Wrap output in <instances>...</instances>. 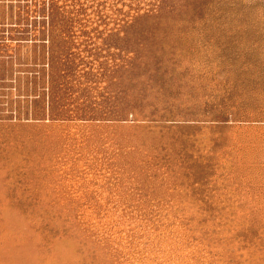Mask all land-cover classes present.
<instances>
[{"label":"rangeland","instance_id":"374dc122","mask_svg":"<svg viewBox=\"0 0 264 264\" xmlns=\"http://www.w3.org/2000/svg\"><path fill=\"white\" fill-rule=\"evenodd\" d=\"M0 264H264V0H0Z\"/></svg>","mask_w":264,"mask_h":264}]
</instances>
